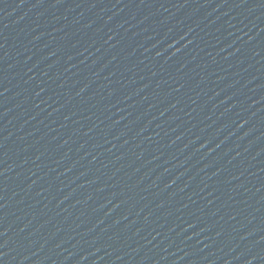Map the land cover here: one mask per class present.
<instances>
[{
	"label": "water",
	"instance_id": "obj_1",
	"mask_svg": "<svg viewBox=\"0 0 264 264\" xmlns=\"http://www.w3.org/2000/svg\"><path fill=\"white\" fill-rule=\"evenodd\" d=\"M0 264H264V0H0Z\"/></svg>",
	"mask_w": 264,
	"mask_h": 264
}]
</instances>
